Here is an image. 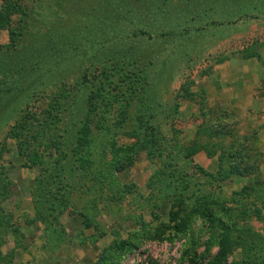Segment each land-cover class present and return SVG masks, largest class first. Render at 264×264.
<instances>
[{
  "label": "rangeland",
  "instance_id": "1",
  "mask_svg": "<svg viewBox=\"0 0 264 264\" xmlns=\"http://www.w3.org/2000/svg\"><path fill=\"white\" fill-rule=\"evenodd\" d=\"M24 20L53 34L38 52H60L26 78L9 50ZM3 23L0 264H264V83L252 114L222 88L239 71H227L232 59L249 60L253 44L264 54V0H0ZM64 33L74 39L63 36V51ZM118 69L143 71L145 88L129 104L111 103L99 130L92 80ZM191 81L204 105L175 100ZM27 109L32 119L18 129ZM54 117L59 148L39 140ZM147 121L164 137L154 156L136 132ZM224 156V170L252 173L223 179ZM178 197L189 199L183 233L165 227ZM231 222L251 236L234 237L224 229Z\"/></svg>",
  "mask_w": 264,
  "mask_h": 264
},
{
  "label": "trees",
  "instance_id": "2",
  "mask_svg": "<svg viewBox=\"0 0 264 264\" xmlns=\"http://www.w3.org/2000/svg\"><path fill=\"white\" fill-rule=\"evenodd\" d=\"M6 7H8L7 4H6ZM244 8H246L245 5H244ZM98 10H99V8H98ZM7 17H8V14H7ZM2 21H3V18H2ZM24 21L25 22H23L21 31L18 34H15L16 36L15 35L13 36L12 44L10 45L11 49H9V50L14 51L18 60H20V62L22 63V65H20L19 74H20V76H24L26 78V74L31 73V72L33 73V71H31L32 68L36 69V66H42L41 64H44L43 66L45 67V63H47V60L50 58V54H51V56H52V54H57L59 52V50H58L56 45H51L49 50L45 49L46 52L48 53L47 55L45 52H43L44 50L42 52H38V47L41 46L43 43V40L48 38L50 35L43 34V33L35 34L34 30H31V26H30V24L27 23V20H24ZM88 25H89L88 27H86V25L85 26L81 25V26L84 30H86V29H90L93 24L91 22ZM0 27H5L4 23L1 24ZM76 28H77V26H76ZM67 34H70V33H67ZM67 34L64 33V34L60 35L59 45H62V46H60L59 48L60 49L64 48L63 51L65 50L64 45H66L68 42L65 43V40H62V38H63V36H65ZM167 35H172V34H167ZM52 36H53V34L49 37V39ZM195 37L197 38V36H195ZM65 39H67L66 41L71 42V40L74 39V36H72L70 34V36H67ZM255 47L256 46L253 44L252 48H250L252 51L248 49L249 52L248 53L246 52L243 54L244 58H247V59L254 58V57L260 58L261 55H260V53H258V51L256 50ZM79 53L77 55H79ZM227 59H229V57H224V58L220 57L218 59L217 63L221 64L225 61H228ZM29 67H31V69H29ZM142 79H143V71H140V73L132 72L131 74H126L121 69L113 70L111 72H103L102 74L93 78L92 84H93L95 89L92 91V94H91L92 105H91L90 113L92 115H94L93 117H91V120L95 123L96 128H98L99 130L104 129L103 123H104L105 115L107 114L106 109H108V108L110 109L111 103H113V102L122 103L123 102V103L129 104L132 100L137 98L138 95L141 94V92L143 94L142 87L145 88V86H144V84L142 86ZM146 83H148V82H146ZM18 85H19L18 80H16V83H15L16 90L15 91L20 90ZM148 85L149 84H147V86ZM193 85H194L193 81H191V83H189V85L188 84L182 85L178 91L180 94H178L175 97V100L182 98V99H186L187 101H190V102H195V103L197 102L201 105H204V103H202V101L199 102V100H197L198 99L197 93L191 91V87ZM8 94H10L9 96L14 98V100L17 98V96L13 95L9 91H8ZM58 104L59 103L56 101L52 105L57 106ZM178 105L179 104L176 101V103H175L176 109H177ZM28 111H31V110L27 109L23 113V115L21 116V120L17 124L18 129L24 130V126L32 119L33 114L28 112ZM101 113H103V114L99 115ZM149 118L155 119V116H153V114H151ZM53 119L54 120H52V122H50V123L45 122L40 127L41 128V134L39 136L41 139H39V140L41 142H44V143H48V142L52 143V146H54V144H55L56 148H59L60 145L58 147V144L56 143L59 140V138H57L54 135V133H52V131H54V130L56 132V129L54 126H56V128H57L56 117H54ZM105 121H106V119H105ZM39 125H41V124H39ZM159 126H160V123H153V122L147 121L142 126H139L138 130L136 131L138 133H141L140 138L143 139L141 146H143V149L146 148L148 150V153L150 156H154V155H156V154H154V153H156V151H160V149L157 145H158L159 141L164 138L162 136L161 132L159 131ZM143 130L145 131V133H143ZM206 132L211 137H213L215 135L218 136L220 134V131H212V130H208V129H206ZM156 138L159 139V141ZM200 148L201 147L198 146V143H195V145L191 148V151H193L195 153V152L199 151ZM205 150H208V147ZM0 155H1V152H0ZM225 159H227V156L220 158L221 167H220L219 174L222 176L223 179H228L232 175L244 176L245 173H247V174L252 173L251 170L248 171V170L242 169L240 167H233L229 171L224 170L225 169L224 168V164H225L224 162L226 161ZM36 161H39V157H36ZM40 161H41V159H40ZM2 189L3 190L0 191V195H3L4 197H6L8 194L7 186L5 185L4 187H2ZM187 198L188 197H185V198L184 197H180V198L178 197L175 199V201L171 207V211H170V220H169L170 223L165 226L167 231L175 232V233L185 232V230L188 226V222L186 220V217H184V218L182 217V213L184 212V209L189 202V199H187ZM4 225L7 227L6 223H4ZM224 229L225 230L234 229V231L236 232L234 237H236L238 239H247L249 237V235L251 236L250 231L238 229L237 226L235 224H233V222H231L230 224H227L224 227ZM2 231H4V229H1L0 233ZM246 232H248V233H246ZM223 241L224 242H222L221 255L225 256V249L226 248L229 249V247L231 246V244L233 242V235L231 234V232L228 231V233L225 234ZM118 245L121 247L124 245V242H119ZM98 264H108V262L105 258H102L101 263L99 261Z\"/></svg>",
  "mask_w": 264,
  "mask_h": 264
},
{
  "label": "crops",
  "instance_id": "3",
  "mask_svg": "<svg viewBox=\"0 0 264 264\" xmlns=\"http://www.w3.org/2000/svg\"><path fill=\"white\" fill-rule=\"evenodd\" d=\"M227 71H232L234 68H238V72L231 78V82L228 83L226 78H223V91L229 92L232 102H241L239 105H243L250 110L249 113H254V103L259 98L256 96L259 91L258 88L262 87L264 83V54L261 59L251 58L249 60H243L234 58L228 64ZM230 85V86H229ZM229 86V90L227 89ZM236 104V103H235ZM252 111V112H251Z\"/></svg>",
  "mask_w": 264,
  "mask_h": 264
}]
</instances>
